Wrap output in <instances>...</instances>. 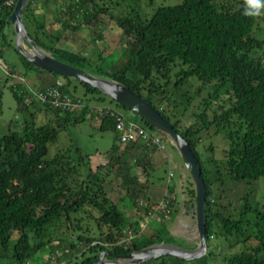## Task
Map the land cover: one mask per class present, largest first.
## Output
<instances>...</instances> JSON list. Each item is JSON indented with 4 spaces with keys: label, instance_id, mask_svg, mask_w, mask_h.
<instances>
[{
    "label": "trees",
    "instance_id": "obj_1",
    "mask_svg": "<svg viewBox=\"0 0 264 264\" xmlns=\"http://www.w3.org/2000/svg\"><path fill=\"white\" fill-rule=\"evenodd\" d=\"M5 1L0 0V44L5 42V28L9 25L5 20L15 0L9 6L5 5ZM32 1L28 0L21 15V18L25 15L26 22L30 24L33 21ZM242 8L243 0H181L157 6L144 19L137 14L108 15L119 35L112 46L105 44V50L97 52V59L92 63L81 52L56 45L63 29L75 33L83 24L96 25L97 17L104 12L100 8L94 9L89 0H61L59 17L54 18L58 23L55 27L34 26L36 32L40 31V37L38 34L29 35L26 31L40 50L58 61L127 87L155 109L186 141L205 190L206 251L196 258L198 264L212 261H216L212 264H264V191L254 207L247 197L241 196L236 200L238 213H226L222 204L223 194L211 197V182L218 179L220 173L215 171V176L210 178L209 169L205 168V162L199 158L195 148L199 132L211 127L217 131L219 127L231 123L236 129L226 135L228 143L222 154L224 173L236 182L252 181L264 175V38L257 39L253 35L257 18L243 16ZM86 12L90 16L85 18ZM78 16L80 19H77ZM23 26L25 28L24 23ZM92 27L88 39L94 43L102 39L101 31L105 28L94 31ZM109 53H115V61L102 67L100 56ZM20 59L33 66L22 56ZM64 78L66 82L61 83L59 90L74 103L69 108L54 107L49 101L39 103L24 88L25 83L16 84L11 89L18 109L35 105L46 115V120L38 125L25 121L19 130L0 136V248L6 250L10 246L13 260L18 264L27 262L38 251L49 248L51 238L47 226L55 221L73 233L68 250L61 249L60 245L59 248L62 252L79 248L82 258L78 264L96 261L100 251H105L104 257L111 259L153 243H166L163 237L169 236L165 229L166 221L175 203L173 185L167 184L158 199L164 198L166 193L172 195L167 202L168 217L161 221L153 220L159 228L141 235L142 225L152 220L147 216L148 206L158 201H151L148 193L144 192L153 171L145 167L150 164V153L160 150L136 135L130 141L119 142L114 119L105 113H98L97 108L91 109L85 99L70 94L67 81L74 79ZM190 78L197 81L198 92L205 85L211 89L196 101V110L191 114L190 122L184 125L181 118L168 114L166 110L177 103L173 90L181 88ZM55 80L48 86L33 89L43 90L52 86ZM77 83L83 88V94L100 95L96 99L105 96L87 83ZM23 94L29 96L27 103L23 101ZM183 99L190 102V96ZM113 102L115 106L127 109ZM89 112L94 113L98 131L113 133V142L103 154V162L92 165L91 159L98 153L80 154L77 148L70 147L45 158L46 145L56 139L58 132L68 124L83 121ZM135 116L139 123L131 122L156 133L142 118ZM130 160H133L132 165ZM131 167L141 170L139 175L145 184L141 185L135 174L132 177L126 173ZM123 170L126 171L124 174ZM112 176H120L126 181L123 186L125 192L118 200H127L131 208L127 215L103 188V183ZM189 184L193 216L191 181ZM82 214L90 219L95 233L87 234V229L80 231ZM248 214H251L250 219ZM125 229L131 232L128 238L123 232ZM215 234L241 237V248L215 257L216 252L210 246ZM248 240H252L253 244H247ZM60 251L56 249L53 252L49 248L51 257H57ZM86 252L87 255L83 256ZM185 262L163 255L145 264ZM68 263L69 260L64 264Z\"/></svg>",
    "mask_w": 264,
    "mask_h": 264
},
{
    "label": "rangeland",
    "instance_id": "obj_2",
    "mask_svg": "<svg viewBox=\"0 0 264 264\" xmlns=\"http://www.w3.org/2000/svg\"><path fill=\"white\" fill-rule=\"evenodd\" d=\"M180 1L181 0H89V2L94 5V9L100 8L101 10L103 9L104 12L97 17L95 21L96 25L92 27L91 25L83 24L75 33L63 29L61 37L58 39L56 45L67 50L79 51L84 54L91 63L95 62L97 59V52H103L106 47L105 44L112 46L119 35V30L112 21H109L108 15H117L120 13L131 16L137 14L141 19H144L148 18L152 11L159 5H171L179 3ZM60 5L61 0H33L31 5L32 24L26 22L25 15L21 18L27 33L29 35L38 34L40 37V31L38 30L36 32L34 26L43 25L46 28V26L52 25L55 27V24L58 23L54 21V18L57 19L59 17L58 7ZM88 16H90V14L86 12L84 17L86 18ZM77 19H80V16H78ZM91 27L94 31H100L105 28L101 31V40L98 39L96 42L92 43L88 39ZM253 35L257 39L264 38V17L256 19L255 26L253 27ZM5 37V42L0 44V136L11 130H19L25 121L38 125L46 120V115L35 105L31 104L22 109L17 108L16 101L11 92V89H14L16 84L26 83V85L32 89L40 88L46 84V81L41 77L43 74L47 73L55 77L56 80L61 83L66 82V79L62 76L29 66L22 62L20 54L15 49L14 33L11 24L7 25L5 28ZM23 46L28 48L25 42ZM100 57L101 59L99 62L102 67H106L115 61V53L102 54ZM10 73L13 74L10 75ZM67 83L69 93L85 99L91 109L93 108L94 110V108L104 105L112 106L122 113L126 119L139 123L134 113L122 107L115 106L113 100L108 97L104 96L101 99H96L95 97H99L100 95L95 93L93 95L83 94V88L76 81L69 79ZM197 84L194 78H190L181 88L177 87L175 91L173 90L172 92L173 98L176 99L177 103L175 106H169L166 112L181 118V124L185 125L190 122V116L196 110V101L202 98L211 89L209 85H205L201 87L198 92ZM185 96H190L189 103L184 101L183 98H185ZM95 120L94 113L89 112L83 121L65 126L58 132L56 139L52 143L46 145L44 157L50 158L55 152L70 147L77 148L80 154L98 153L91 159L92 165L97 162H103V154L108 151L113 142V133L109 130L102 132L98 131L95 127ZM235 129L236 126L229 123L219 127L217 131H215V128L211 127L196 135L198 140L195 148L199 158L205 162V168L209 169L208 176L210 178L215 176V171L220 173L218 176L219 178L211 182V197H214L217 193L223 194L224 201L222 204L226 213L234 211L238 213L236 200L241 196L247 197L252 207H254L255 202L260 200L261 194L264 191V175L256 180L236 182L229 179L224 173L222 154L228 143L226 135L228 132L234 131ZM160 140L162 150H160V152H151L150 164L148 163L150 166L146 164L145 167L146 170L153 171L149 175V183H147L148 185L144 192L148 193V198L151 201H156L162 196L167 184L173 185L175 203L165 226L169 236L165 235L163 237L166 243L180 248L193 249L196 247L198 239L194 226V218L191 214L192 207L189 203L190 193L188 190L191 187L189 184L190 179L174 148L162 137ZM164 156H166L165 160ZM129 164L132 165L133 160H130ZM121 172L124 174L126 171L123 170ZM126 173L132 177L133 174H135L137 181L141 185L145 184L143 178L139 175L141 174V170L131 167V170ZM125 182L126 181L122 180L120 176H112L107 178L103 183V188L110 199L116 202L120 210L127 215L131 210L127 200H118V197L125 192L123 187L125 186ZM216 208L218 209L217 205ZM250 216L251 214H248L247 218L250 219ZM81 218L80 231H85L87 229L85 231L87 234L95 233L93 232L94 226L90 219H87L85 214H82ZM142 226L141 235L150 234V232H152L151 229L159 228L153 220H147V225L143 224ZM47 228L49 237L51 238V243L48 245L50 250H53V252L56 249L60 251L59 245L62 247L61 249H67L68 243L73 236L70 229H64L63 224H60L58 221L49 224ZM240 238L241 237L215 234L210 242L212 250L216 252L215 257L225 252L239 250L241 248ZM246 243L252 245L253 241L248 240ZM49 248L45 247L38 251L33 257L27 259V262L23 261L21 264H64L67 260H69L68 264H78L82 258V256L79 255V248L67 252L60 251L57 257L56 255H54V257L50 256ZM86 255L87 252L83 256ZM48 257L50 259H48L47 262L44 261V258ZM197 262V259H193L186 261L185 264H198ZM215 262L216 261H212V263ZM212 263L210 262L209 264ZM0 264H18V262L11 257L10 246L6 250L0 248Z\"/></svg>",
    "mask_w": 264,
    "mask_h": 264
},
{
    "label": "water",
    "instance_id": "obj_3",
    "mask_svg": "<svg viewBox=\"0 0 264 264\" xmlns=\"http://www.w3.org/2000/svg\"><path fill=\"white\" fill-rule=\"evenodd\" d=\"M28 0H15L5 22L11 24L14 33L16 51L33 66L52 72L62 77H69L77 82L89 84L106 97L123 105L150 125L157 134L165 139L178 154L184 169L191 181L194 201V226L197 234V245L193 249L180 248L169 243H153L122 256L107 259L105 251H100L97 260L90 264H143L163 255H170L189 261L201 257L206 251L204 238V185L199 175L193 155L186 141L165 121L159 113L145 100L132 93L127 87L115 80L92 75L82 69L68 65L53 58L49 53L40 50L28 37L23 26L21 15ZM28 46L25 48L23 44Z\"/></svg>",
    "mask_w": 264,
    "mask_h": 264
},
{
    "label": "built area",
    "instance_id": "obj_4",
    "mask_svg": "<svg viewBox=\"0 0 264 264\" xmlns=\"http://www.w3.org/2000/svg\"><path fill=\"white\" fill-rule=\"evenodd\" d=\"M14 0H6L5 5L9 6L13 3ZM61 82L58 80L54 81L52 86H49L43 90H34L29 88L26 83L24 88L28 91L30 96L34 98L39 103L49 101V103L56 107L62 106L65 108H69L74 103L71 102L70 97L62 93L59 90V86ZM23 96V101L27 103L29 101V96ZM98 113H105L111 116L114 119V130L117 133V139L119 142H127L130 141L134 135L138 136L142 141H148L151 145H153L156 149L161 150V137L157 133H152L142 127L137 126L135 123L128 121L124 118L123 114L120 113L116 108L108 105L100 106L97 108ZM170 176V172H169ZM172 198V195L166 193L164 194V198H161L156 203L148 206L147 216L149 219L155 221H161L168 217V208L167 202ZM124 234L128 237L131 236V232L129 229H125ZM46 260V258H44Z\"/></svg>",
    "mask_w": 264,
    "mask_h": 264
},
{
    "label": "clouds",
    "instance_id": "obj_5",
    "mask_svg": "<svg viewBox=\"0 0 264 264\" xmlns=\"http://www.w3.org/2000/svg\"><path fill=\"white\" fill-rule=\"evenodd\" d=\"M242 15L252 19L264 17V0H243Z\"/></svg>",
    "mask_w": 264,
    "mask_h": 264
},
{
    "label": "crops",
    "instance_id": "obj_6",
    "mask_svg": "<svg viewBox=\"0 0 264 264\" xmlns=\"http://www.w3.org/2000/svg\"><path fill=\"white\" fill-rule=\"evenodd\" d=\"M41 77V76H40ZM42 79H44L46 81V84H44L42 87L48 86L52 83L53 80H55V77H52L51 75L47 74H43ZM164 153V152H163ZM165 154V153H164Z\"/></svg>",
    "mask_w": 264,
    "mask_h": 264
}]
</instances>
